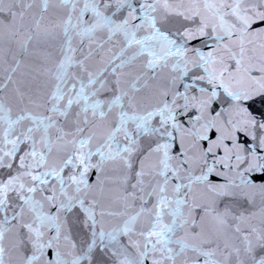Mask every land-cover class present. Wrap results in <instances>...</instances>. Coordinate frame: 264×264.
<instances>
[{
    "label": "snow or ice",
    "instance_id": "snow-or-ice-1",
    "mask_svg": "<svg viewBox=\"0 0 264 264\" xmlns=\"http://www.w3.org/2000/svg\"><path fill=\"white\" fill-rule=\"evenodd\" d=\"M0 264H264V0H0Z\"/></svg>",
    "mask_w": 264,
    "mask_h": 264
}]
</instances>
